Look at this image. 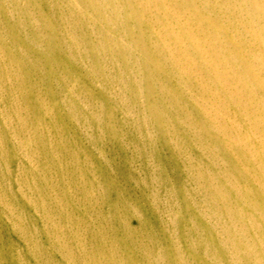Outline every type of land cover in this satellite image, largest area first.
I'll return each instance as SVG.
<instances>
[{
    "label": "bare ground",
    "instance_id": "1",
    "mask_svg": "<svg viewBox=\"0 0 264 264\" xmlns=\"http://www.w3.org/2000/svg\"><path fill=\"white\" fill-rule=\"evenodd\" d=\"M0 264H264V0H0Z\"/></svg>",
    "mask_w": 264,
    "mask_h": 264
},
{
    "label": "rangeland",
    "instance_id": "2",
    "mask_svg": "<svg viewBox=\"0 0 264 264\" xmlns=\"http://www.w3.org/2000/svg\"><path fill=\"white\" fill-rule=\"evenodd\" d=\"M141 103H142V100H140V101L137 103V105H138V106H140V105H141Z\"/></svg>",
    "mask_w": 264,
    "mask_h": 264
}]
</instances>
